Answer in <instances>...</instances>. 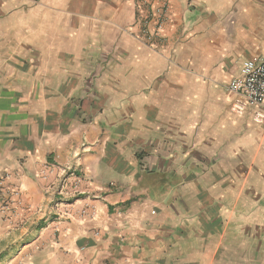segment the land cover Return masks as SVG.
I'll return each instance as SVG.
<instances>
[{
	"label": "crops",
	"instance_id": "obj_1",
	"mask_svg": "<svg viewBox=\"0 0 264 264\" xmlns=\"http://www.w3.org/2000/svg\"><path fill=\"white\" fill-rule=\"evenodd\" d=\"M161 3L0 0V264H264V108L224 85L264 0H167L149 45Z\"/></svg>",
	"mask_w": 264,
	"mask_h": 264
},
{
	"label": "built area",
	"instance_id": "obj_2",
	"mask_svg": "<svg viewBox=\"0 0 264 264\" xmlns=\"http://www.w3.org/2000/svg\"><path fill=\"white\" fill-rule=\"evenodd\" d=\"M168 18L167 0L149 5L147 13L141 20L139 34L149 45L163 40L162 29ZM227 90L244 97L248 102L264 108V57L244 58L238 65V71L226 82ZM53 170L51 163H45L39 172L40 178H45ZM19 170L5 168L0 172V219L8 224L19 215L22 189L19 184Z\"/></svg>",
	"mask_w": 264,
	"mask_h": 264
},
{
	"label": "rangeland",
	"instance_id": "obj_3",
	"mask_svg": "<svg viewBox=\"0 0 264 264\" xmlns=\"http://www.w3.org/2000/svg\"><path fill=\"white\" fill-rule=\"evenodd\" d=\"M237 66V64H234V65H231V66H229L228 68H226L225 70H224V74H226L225 75V79H227V78H229L232 74H233V71L235 70V67ZM234 68V69H233ZM12 226V225H11ZM15 226V225H14ZM14 226H12L11 228L13 229V228H16V227H14ZM9 229L8 230V232L5 234V238H4V245L3 246H6V245H8L9 246V244L11 243V231H12V229Z\"/></svg>",
	"mask_w": 264,
	"mask_h": 264
}]
</instances>
